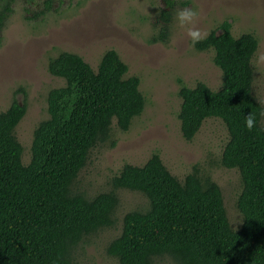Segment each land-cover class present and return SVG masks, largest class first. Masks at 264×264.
Returning <instances> with one entry per match:
<instances>
[{
    "label": "trees",
    "instance_id": "trees-1",
    "mask_svg": "<svg viewBox=\"0 0 264 264\" xmlns=\"http://www.w3.org/2000/svg\"><path fill=\"white\" fill-rule=\"evenodd\" d=\"M167 2L152 43L167 40ZM10 11L8 1L2 4L0 28ZM230 27L224 20L194 45L213 51L222 86L181 84L178 118L188 141L206 118L224 123L228 139L220 164L240 175V226H231L221 189L209 174L193 166L179 180L156 152L142 165L124 163L109 191L88 197L74 189L91 150L108 140L114 144L112 121L126 131L143 111L145 97L139 77L126 76L128 66L115 49L103 52L96 69L63 50L47 61L49 73L63 84L47 93L48 116L33 130L28 163L15 135L26 104L12 99L0 111V264H76L74 252L85 238L114 226L118 188L138 191L148 201L145 209L123 215L120 233L106 246L118 264H154L163 256L174 264H264V109L252 90L251 64L258 41L251 32L234 36ZM249 113L256 119L251 131L245 128Z\"/></svg>",
    "mask_w": 264,
    "mask_h": 264
},
{
    "label": "rangeland",
    "instance_id": "rangeland-1",
    "mask_svg": "<svg viewBox=\"0 0 264 264\" xmlns=\"http://www.w3.org/2000/svg\"><path fill=\"white\" fill-rule=\"evenodd\" d=\"M7 1L11 11L0 28V111L12 99L26 104V112L15 128L24 164L30 159L33 130L48 116L47 93L63 84L62 78L47 70L48 59L66 50L79 54L96 69L103 52L113 48L128 66L126 76L139 77L145 106L126 131L112 121L114 144L108 140L91 150L74 189L88 197L109 191L112 177L124 163L142 165L156 152L179 180L193 166L209 174L221 189L231 226H240L242 215L236 207L242 187L240 175L237 169L220 164L228 139L224 123L217 117L206 118L189 141L180 131V85L192 87L201 81L217 90L222 75L213 62V51H200L192 45L186 34L192 25L180 27L176 12L194 7L199 13L195 27L202 31L216 29L227 20L232 35H255L258 45L251 59L252 90L264 109V61L258 60L264 54V0H169L168 37L166 42L155 43L150 39L162 23L160 12L169 9L168 0H50L48 9L45 0H0V8ZM116 193L119 202L114 226L87 236L74 252L76 264H118L106 253V246L120 233L123 215L145 209L148 201L138 191L118 188ZM154 264L174 262L163 256Z\"/></svg>",
    "mask_w": 264,
    "mask_h": 264
},
{
    "label": "clouds",
    "instance_id": "clouds-1",
    "mask_svg": "<svg viewBox=\"0 0 264 264\" xmlns=\"http://www.w3.org/2000/svg\"><path fill=\"white\" fill-rule=\"evenodd\" d=\"M162 7V5H160ZM199 13L194 9V7H183L179 8L176 12V20L180 27H185L187 25H192V27L187 28V36L189 37L192 45L204 40L208 36L207 31H202L200 28L195 27V23ZM259 61H264V54H260L258 57ZM222 75V73H221ZM222 86V80L219 82L218 87ZM264 115V113H262ZM256 126L255 116L251 113L245 117V128L249 131L253 130Z\"/></svg>",
    "mask_w": 264,
    "mask_h": 264
}]
</instances>
